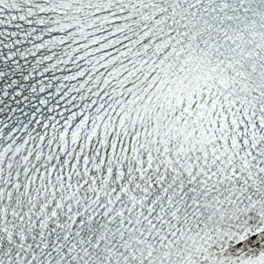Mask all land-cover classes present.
<instances>
[{
    "label": "snow or ice",
    "instance_id": "snow-or-ice-1",
    "mask_svg": "<svg viewBox=\"0 0 264 264\" xmlns=\"http://www.w3.org/2000/svg\"><path fill=\"white\" fill-rule=\"evenodd\" d=\"M0 264H264V0H0Z\"/></svg>",
    "mask_w": 264,
    "mask_h": 264
}]
</instances>
